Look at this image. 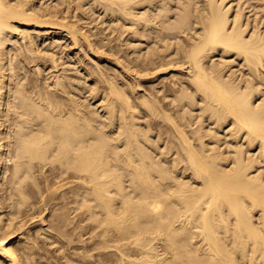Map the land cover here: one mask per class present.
I'll return each mask as SVG.
<instances>
[{
  "label": "bare ground",
  "instance_id": "6f19581e",
  "mask_svg": "<svg viewBox=\"0 0 264 264\" xmlns=\"http://www.w3.org/2000/svg\"><path fill=\"white\" fill-rule=\"evenodd\" d=\"M89 1L91 11L100 6L126 25L128 43L145 36L153 44L134 57L127 52L125 64L109 58L112 47L104 58L105 40L99 46L83 29ZM245 1L0 0V189L4 179L11 183L7 212L0 202V264L38 262L35 235L15 246L28 226L15 218L13 190L25 202L18 185H50L51 176L62 187L59 222L71 220L70 192L92 221L101 251L88 254L97 258L91 264H264V0L257 15L249 8L254 18ZM64 39L77 49L65 57L78 67H89L81 54L96 57L89 70L99 77L87 90L84 81L88 95L78 73L68 72ZM234 58L241 76L229 67ZM104 59L123 69L107 74ZM173 67L181 74H169L168 84L143 89L142 77L162 79Z\"/></svg>",
  "mask_w": 264,
  "mask_h": 264
},
{
  "label": "rangeland",
  "instance_id": "374dc122",
  "mask_svg": "<svg viewBox=\"0 0 264 264\" xmlns=\"http://www.w3.org/2000/svg\"><path fill=\"white\" fill-rule=\"evenodd\" d=\"M43 1H45V0H43ZM51 0H46V3H48V2H50ZM88 1V0H87ZM241 1H243V0H241ZM245 1V0H244ZM247 1V2H246ZM245 1V4H246V6H251L252 4L254 5H252L251 7H248V9H246L245 11H247L246 13L248 14L249 12H250V10H251V12L252 11H254V12H256V11H259V8H255V4H257V3H260V1H257V0H251V2L249 1V0H246ZM249 1V2H248ZM253 2V3H252ZM90 3V4H89ZM252 3V4H251ZM86 4V5H85ZM88 4L90 5V6H88ZM249 4V5H248ZM87 7H89V8H87ZM91 7H92V2H84V11H86L87 12V16L85 15V18L83 17V16H81V17H83L82 18V21H83V19H84V21L82 22V24H83V29L84 30H87L88 31V33L90 32L91 34H93L92 35V37L93 38H95V39H97L96 40V42H98L99 43V41H100V43H99V46H101L100 44H104L105 42V45H103V48H102V46H101V48H100V50H101V53H99V54H101L104 58L108 55V53L110 52V48L111 49H114V50H111V52L110 53H112L111 55H110V53H109V58L110 59H117L118 57H119V59H120V57H121V61L122 62H124V64H125V61L127 62V58H128V56H126L127 54H131V57L133 56H135V55H137V54H135V53H138V54H141L142 52H145L146 51V49H147V47L148 46H151L153 43H152V39H149V40H146V37L145 36H140V37H138V38H141L140 40L137 38V37H135V38H130V40H132V42L137 46V49H136V47H134L133 45V43L132 44H130V43H128L129 41V37H130V34H129V32H128V30H126V25L125 24H123L124 26V28L122 27V24H121V22L122 21H120V20H118L120 23H118L117 24V20L116 19H111V18H114L113 16L111 17V15L109 16V14L108 15H106V16H108L107 18H106V16H104L103 14H104V12H103V9L100 7V6H98V7H94L93 8V11H91ZM87 8V9H86ZM96 8V9H95ZM249 8H251L250 10H249ZM89 9V10H88ZM102 10V11H101ZM90 11V12H89ZM94 12V13H93ZM249 13L250 15L251 14H254V12L253 13ZM260 12V11H259ZM96 13V14H95ZM78 14H80L81 15V13L80 12H78ZM248 14V15H249ZM256 15H257V12L255 13ZM255 14H254V16H255ZM259 14V13H258ZM260 14H262V15H260ZM260 14H259V17L260 16H262V21H264V12H260ZM98 16V17H97ZM101 16H102V18H101ZM253 15H251V18H254V16L252 17ZM89 18H91V19H89ZM88 19V20H87ZM109 19V20H108ZM111 19V20H110ZM90 20V21H89ZM89 21V22H88ZM109 21V22H108ZM111 21V22H110ZM104 25H102L101 23ZM106 22V23H105ZM113 22V23H112ZM85 23V24H84ZM92 23V24H91ZM98 23V24H97ZM105 23V24H104ZM111 23V24H110ZM264 23V22H263ZM95 24V25H94ZM116 24V25H115ZM121 24V25H120ZM98 25H101V26H98ZM110 25H114L113 27L112 26H110ZM120 25V26H119ZM262 25H264V24H262ZM261 25V26H262ZM85 26V27H84ZM103 26V27H102ZM117 27V29H115L116 27ZM90 29H89V28ZM96 27V28H95ZM104 28V29H102V28ZM94 28V29H93ZM100 28V29H99ZM111 28V29H110ZM121 28V29H120ZM89 29V30H88ZM96 29V30H95ZM99 29V30H98ZM109 31H108V30ZM92 30H94V31H92ZM104 30V31H103ZM113 30V31H112ZM117 30V31H116ZM98 31H100V32H98ZM102 31V32H101ZM121 31V32H120ZM110 32V33H109ZM114 32V33H113ZM120 32V33H119ZM123 32H124V34H123ZM98 35H97V34ZM111 34H112V37H110L111 36ZM114 34V35H113ZM118 35V36H117ZM129 37H128V36ZM98 36V37H97ZM99 36H101V37H99ZM109 38H108V37ZM113 36H115V37H113ZM107 37V38H106ZM117 37V38H116ZM119 38H120V40H119ZM106 39H107V41H106ZM109 39V40H108ZM110 39H112V42H111V40ZM137 39V40H136ZM66 39H64V41H65ZM105 40V42H103ZM114 40V41H113ZM116 40V41H115ZM119 40V41H118ZM101 41H102V43H101ZM118 41V42H117ZM137 41H139V42H137ZM63 42V41H62ZM110 42V43H109ZM119 45H117L116 43ZM142 42V43H141ZM113 43V44H112ZM122 43V44H121ZM137 43V44H136ZM143 44L142 46H140L139 47V44ZM67 44V45H66ZM70 43L66 40L65 42H63L62 43V45L65 47L64 49H63V52H62V54H63V56H64V58H65V61H66V64L68 63V62H70V64H72L73 63V66L72 65H70V68H71V70H69L68 72H69V74H71V75H76V72L78 73L77 74V76H80L78 79H80V81H82V83H81V87H82V85H83V89H84V87L86 88V90L89 88V87H91L92 85L91 84H94V78H95V76L97 75L96 73H94V71H95V69H96V67L95 66H93L94 64H93V62H94V59H96V57H94L92 54H90L89 56L87 55L86 57H84L82 54V56L80 55V57L82 58H80L79 60H81V62L83 63V64H86L87 65V67H88V72H90V73H92V76L91 75H88V74H90V73H88L84 68L82 69V67L83 66H79L78 67V65L76 64V63H74V61H76L77 59L76 58H73L72 59V61H71V59H69L70 57H68V58H66L65 57V55H72V54H70L69 52H71V50L73 51V52H75L77 49H74V46H71V45H69ZM107 44H109V45H107ZM112 44V45H111ZM127 44V45H126ZM140 44V45H141ZM147 44V45H146ZM71 46V47H70ZM121 46H124V47H121ZM129 46V47H128ZM68 47V48H67ZM114 47V48H113ZM116 47V48H115ZM121 48V49H120ZM125 48V49H124ZM134 48V49H133ZM138 48H140L141 50H138ZM143 48H144V51H143ZM117 49H119L118 51H117ZM131 49V50H130ZM104 51V52H103ZM112 51H114V53L112 52ZM137 51V52H136ZM140 51H142L141 53H139ZM100 52V51H99ZM103 52V53H102ZM115 52H118V53H116L118 56H116V54H115ZM127 52H129V53H127ZM107 53V54H106ZM61 53H59L58 55H62ZM106 56H105V55ZM113 54H115V57L114 56H112ZM129 54V55H130ZM134 54V55H133ZM89 57L90 58H92V59H89ZM108 57V56H107ZM216 57H218V56H216ZM234 57V56H233ZM232 58V57H231ZM118 59V60H119ZM235 59V58H234ZM83 60V61H82ZM87 60H88V62H87ZM107 59H104L103 60V62H105V63H107V61H106ZM237 59H235V61H233L231 64H233V65H230L229 67L231 68L232 67V69H233V67H234V70H235V67H236V70H237V68H238V71H237V74L238 75H240L241 76V74L243 73L240 69L242 68V66L238 63V61L239 60H237ZM138 62V61H137ZM235 62H236V64H235ZM109 63V62H108ZM107 63V66H109V67H105V71L107 72V74H111V75H113V74H115V73H117V75L119 74V71H118V69H123V67H121V68H118V67H116L114 64H108ZM136 63V62H135ZM74 64H76L75 66H74ZM235 64V65H234ZM112 67H111V66ZM76 66L79 68H77L76 69ZM73 67V68H72ZM90 67H92L93 69H94V71L92 72V70H89V68ZM118 68V69H117ZM240 68V69H239ZM74 69V70H73ZM76 69V70H75ZM108 69V70H107ZM174 69H178V68H175V67H173V70H168L167 72H165L164 74H161L160 75V77L162 78V79H160V78H158L157 76H154V77H146V76H144L146 79H144V77H142V79H141V84H142V86H145L143 89H145V91H150V90H152V86L154 85V84H157V82H160L159 83V86L161 85V83L163 82V83H167L168 84V82H170V79H169V74H170V76L172 75V74H174V72H178V74L180 75L181 74V72L178 70H174ZM26 70H27V68H26ZM80 70V73L78 72ZM113 70V71H112ZM115 70H117V71H115ZM73 71V72H72ZM75 71V72H74ZM228 72H229V69L227 70ZM105 72V73H106ZM109 72V73H108ZM75 73V74H74ZM84 73V74H83ZM175 73V74H176ZM29 74H30V72H29ZM79 74H81V75H79ZM86 76V78H85V76ZM164 75H166L167 77H165ZM81 76H82V78L84 77L85 79H81ZM92 77V78H90V79H88V77ZM94 76V77H93ZM163 76V77H162ZM97 77H99L98 75H97ZM157 77V78H156ZM149 78V79H148ZM164 78H166L167 79V81H166V79H164ZM99 79V78H98ZM144 79V80H143ZM160 79V80H159ZM163 79H164V81H163ZM169 79V80H168ZM88 80V81H87ZM157 80V81H156ZM86 82V85H85V82ZM83 82H84V84H83ZM102 82H98L97 84H98V86L100 87V88H102L103 87V85H104V83H103V85L101 84ZM119 83H120V81H119ZM166 83H165V85H166ZM88 84H90V86H88ZM150 84V85H149ZM151 84H153V85H151ZM85 85V86H84ZM101 85V86H100ZM148 85V86H147ZM88 86V87H87ZM94 86V85H93ZM151 86V88H149ZM264 87V86H263ZM262 87V88H263ZM147 89V90H146ZM150 89V90H149ZM86 90L84 89L82 92L83 93H85V94H83L84 96L85 95H88V92L89 91H87L86 92ZM102 89H100V96H99V92H98V94L95 96V98L93 97L92 99H90L91 100V102H93L94 101V99H95V101H96V103H98L99 101H100V99H102L101 97L103 96V93H101L102 91H101ZM144 90L143 91H138L137 92V94H142V93H144L145 92ZM263 93V92H262ZM262 93H260V94H262ZM95 94V93H94ZM94 94H92V95H94ZM82 95V94H81ZM82 95V96H83ZM259 96V95H258ZM92 97V96H91ZM98 97H99V99H98ZM98 99V100H97ZM196 106V105H195ZM194 106V107H195ZM197 107V108H196ZM195 107V109L196 110H198L199 109V106L197 105ZM99 109H101V108H99ZM195 110V111H196ZM198 112V111H197ZM197 112H195V113H197ZM194 116V118H196L195 117V115H193ZM11 122H12V117L10 116V119H9V121H8V124L10 125L11 124ZM204 124H207V123H204ZM224 145V144H223ZM49 166H47V168H48ZM51 167V166H50ZM49 167V168H50ZM46 168V169H47ZM49 168L47 169V174H50L49 173ZM49 170V171H48ZM50 176V175H49ZM52 178V176L51 177H49V183L50 182H54L53 184L51 183L50 185H48V183H46V184H44L43 182L42 183H40V185H39V183H34L33 181H31V179H27V182L24 180V181H22V183L20 184V185H18V187L19 186H21V187H19L20 188V190H22V191H24V193L25 194H27V197L29 198V200L31 199L32 201H34V202H32L31 200L29 201L28 200V198H27V202L25 201V202H20V199H19V196L18 195H16L17 194V188L15 187L14 188V192H13V201H14V203H15V208H16V210H17V215H15V218H16V216H17V218L16 219H18L19 217H18V215L20 216V217H22V221H23V223H26L25 224V226H24V228L26 227V226H28V230H25V231H21V233H20V231H17V233H18V236L14 239V242H15V246H17V247H21L24 243H26L27 241H32L33 240V238H34V235H35V238H36V241L38 242L37 243V246L36 247H33L34 249H32V253L33 254H35L34 255V257H36V258H38V262L37 263H40V264H80L81 262V264H84V262H85V264L87 263V264H91L90 263V260L92 261L93 260V258H94V260L95 259H97V258H99L100 257V253H99V250L101 251V249H100V245L98 244V243H95V241L97 242V240L98 239H96L95 237H93V236H91V233H92V235L94 234L93 232H96L95 231V229H91V224L90 223H92V221H90V220H88V223H86L87 222V215L85 214V210L83 209V208H80L79 207V205H78V203L76 202V199H77V197H76V195H75V193L74 192H70V196H69V198H68V201H69V203H68V209L67 210H69V218L71 219V220H69V222H71V223H69L68 222V226L67 225H65V226H67V227H65L61 222H59V220L57 219V214L59 213V212H61V210H63L64 208H63V206H64V201H63V199L61 198V189H62V187H61V184H60V179H57V180H52L51 179ZM8 179L9 178H7V179H4V181H2V183H1V189H0V202L2 203V206H4L3 208V210H4V212H7V210L10 208L9 206H6V205H9V202H10V200H9V195L11 194V183L9 182L10 181V179H9V181H8ZM30 180V181H29ZM23 182H25V183H23ZM5 183V184H4ZM4 184V185H3ZM10 184V185H9ZM25 184V185H24ZM30 184V185H29ZM38 184V185H37ZM44 185L43 187H42V185ZM36 185L38 186V187H36ZM10 186V187H9ZM49 186V187H48ZM32 187V188H31ZM42 187V188H41ZM45 187V188H44ZM48 187V188H47ZM51 187V188H50ZM58 187H59V189H58ZM61 187V188H60ZM31 188V189H30ZM34 188V189H33ZM43 188H44V190H43ZM52 188H53V190H52ZM25 189H26V191H25ZM51 189V190H50ZM56 189L58 190L57 192H59V195H58V193L57 192H54V191H56ZM29 190V191H28ZM38 190V191H37ZM41 190V192H39ZM43 190V191H42ZM47 190H48V193H47ZM6 191V192H5ZM28 191V192H27ZM34 191V192H33ZM50 191V192H49ZM29 192H30V194H29ZM46 192V193H45ZM54 192V193H53ZM37 193V194H36ZM52 193V194H51ZM42 194V195H41ZM54 194V195H53ZM7 196V197H6ZM36 196V197H35ZM37 196H38V198H37ZM48 196V197H47ZM49 196H51V197H49ZM3 197V198H2ZM46 197V198H45ZM33 198V199H32ZM44 198V199H43ZM7 199V200H6ZM17 199V200H16ZM36 199H38V200H36ZM51 201H50V200ZM19 200V201H18ZM46 200V201H45ZM8 201V202H7ZM3 202H5V203H3ZM30 202H32L34 205H32V203H30ZM37 202V203H36ZM45 202V203H44ZM74 202V203H73ZM19 203V204H18ZM21 203H23V204H21ZM30 203V204H29ZM5 204V205H4ZM38 204V205H37ZM45 204V205H44ZM17 205V206H16ZM23 205V206H22ZM43 205H44V207H43ZM52 205V207H50ZM57 205V206H56ZM60 205V206H59ZM71 205V206H70ZM33 206V207H32ZM8 209H7V208ZM40 209H39V208ZM57 207V208H56ZM58 207H60L59 208V210L58 211H56L57 209H58ZM61 207L63 208V209H61ZM75 209H74V208ZM80 209H79V208ZM26 208V209H25ZM31 208V209H30ZM50 208V209H49ZM23 209V210H22ZM30 209V210H29ZM36 209V210H35ZM52 209H53V211H52ZM72 209V210H71ZM82 209V210H81ZM77 211L76 212V215L75 214H73V213H75L74 211ZM20 211H21V213H20ZM24 211V212H23ZM42 211V212H41ZM50 211V212H49ZM70 211H71V213H70ZM38 214H37V213ZM57 212V214L55 215V213ZM42 213V214H41ZM44 213V214H43ZM81 213V214H80ZM82 213H83V215H82ZM40 214V215H39ZM79 214H80V216L83 218L84 216H86V217H84V218H86L85 220L84 219H80L81 217L79 216ZM45 215V216H44ZM52 215V216H51ZM55 215V216H54ZM71 215V216H70ZM75 215V216H74ZM25 216V217H24ZM36 216V217H35ZM42 217V219L44 220V222H46V225H43L42 226V224H41V220H40V218ZM39 219H38V218ZM54 217V218H53ZM56 217V218H55ZM71 217H73V219L71 218ZM79 217V218H78ZM52 218V219H51ZM20 219V218H19ZM55 221H54V220ZM75 219V220H74ZM80 219V220H79ZM25 220H26V222H25ZM32 220V221H31ZM38 220H40V222H38ZM16 221H18V220H16ZM22 221H21V223H22ZM28 221V222H27ZM31 221V222H30ZM60 223V224H58V226L55 224V223ZM35 222V223H34ZM50 222V223H49ZM52 223V224H51ZM55 225H54V224ZM69 224H72L71 226L73 227V225H74V227L72 228V227H70L69 226ZM78 224V225H77ZM85 224V225H84ZM63 225L64 226V231H63V229H62V227L61 226ZM83 225V227H81ZM88 225H89V228H88ZM51 226H53L54 228L56 227V229H59V228H61V231H59L58 232V230H56V229H54L53 227H51ZM60 226V227H59ZM75 226H76V228H75ZM43 227H44V229H43ZM50 227V228H49ZM57 227H59V228H57ZM80 227V228H79ZM36 228V229H35ZM39 228H42V230L43 231H41ZM47 228V229H46ZM67 230H66V229ZM78 228H79V230H78ZM82 228H83V230H82ZM93 228V227H92ZM31 229V230H30ZM50 229V230H49ZM40 230V231H39ZM45 230V231H44ZM69 230H70V232H69ZM87 230H88V232H87ZM92 231V232H90V231ZM37 231L39 232V235L38 236H36V234H34V233H37ZM47 231V232H46ZM49 231H50V233H49ZM58 232V233H55V232ZM68 233H67V232ZM63 232V233H62ZM81 232V233H80ZM87 232V233H86ZM54 233V234H53ZM74 234L73 236H69V234ZM33 234V236H31ZM40 234H41V236H40ZM66 234V235H65ZM22 235V236H21ZM25 235V236H24ZM29 235V236H28ZM47 235V236H46ZM57 235V236H56ZM62 235H64L63 237H62ZM68 235V236H67ZM80 235V236H79ZM89 235V236H88ZM95 235V234H94ZM48 238H46V237ZM53 236V237H52ZM56 236V237H55ZM58 236L60 237V239H58ZM93 237L94 239H95V241L93 240L92 241V238L91 237ZM37 237H38V240H37ZM40 237V238H39ZM81 237L83 238V239H81ZM91 239H90V238ZM30 238V239H29ZM34 238V239H35ZM46 238V239H45ZM50 238V239H49ZM70 238H72V240L70 239ZM80 238V239H79ZM18 239V240H17ZM29 239V240H28ZM43 239V240H42ZM55 239H56V241H55ZM47 240V242H45ZM52 240H54V241H52ZM75 240V241H74ZM85 240V241H84ZM90 240L92 241V242H90ZM17 241V242H16ZM50 241V242H49ZM59 241V242H58ZM70 241V242H69ZM72 241V242H71ZM77 241V242H76ZM43 242H45V243H43ZM56 242H58V243H56ZM63 242V243H62ZM75 243V244H72V243ZM84 242V243H83ZM88 242H89V244H88ZM19 243V244H18ZM67 243V244H66ZM80 243V244H79ZM81 243H83V244H81ZM93 243V244H92ZM58 244V245H57ZM61 244V245H60ZM91 244V245H90ZM99 246H98V245ZM55 245V246H54ZM69 247H68V246ZM86 245V246H85ZM93 245V246H92ZM96 245H97V247H96ZM45 246V247H44ZM50 246V247H49ZM51 246H53L52 248H51ZM58 246V247H57ZM67 246V247H66ZM77 246V247H76ZM85 246V247H84ZM41 247V248H40ZM47 247V248H46ZM74 247H75V249H74ZM91 247H92V249H91ZM49 248V249H48ZM71 248V249H70ZM81 248H84V249H81ZM85 248H86V250H85ZM95 248V249H94ZM97 248H98V250H97ZM62 249V250H61ZM78 249V250H77ZM81 249V250H80ZM93 249H94V252H95V250H97L95 253H93V255L95 254L96 255V257L97 258H95V255L93 256V257H91V256H88V254L91 252V254H92V252H93ZM37 250V251H36ZM53 250H57L56 252L55 251H53ZM76 250H77V252H76ZM88 250H90V251H88ZM41 251V252H40ZM48 251H49V253H48ZM52 251V252H51ZM63 251V252H62ZM72 251H74V253L72 252ZM35 252V253H34ZM39 252V253H38ZM38 253V254H37ZM42 253V254H41ZM47 253V254H46ZM53 253H54V255H53ZM55 253H56V255H55ZM77 253H79V254H77ZM81 253V254H80ZM99 253V254H98ZM44 254V255H43ZM72 256V258H71V256ZM74 254V255H73ZM84 254V255H83ZM85 254H87V255H85ZM46 255V256H45ZM51 255H52V257H51ZM76 255V256H75ZM78 255H80V256H78ZM81 255H82V257H81ZM99 255V256H98ZM40 256H41V259H40ZM56 256V257H55ZM78 256V257H77ZM85 256H87V257H85ZM45 258L46 259V261L45 260H43L42 258ZM48 257V258H47ZM60 257V258H59ZM79 257H81V260H80V258ZM91 257V259H89ZM54 258H55V262L53 261L54 260ZM64 258V259H63ZM84 258V259H83ZM60 259V260H59ZM78 259V260H77ZM87 259H88V261H87ZM41 262H40V261ZM48 260V261H47ZM58 260V261H57ZM72 260V261H71ZM44 261V262H43ZM61 261V262H60ZM75 261V262H74ZM78 261V262H77ZM79 261H81V262H79ZM84 261V262H83ZM54 262V263H53ZM74 262V263H73ZM94 261H92V263H93ZM36 263V264H37Z\"/></svg>",
  "mask_w": 264,
  "mask_h": 264
}]
</instances>
